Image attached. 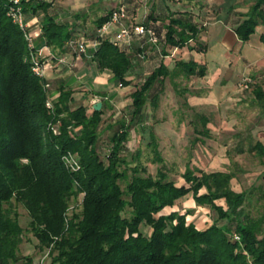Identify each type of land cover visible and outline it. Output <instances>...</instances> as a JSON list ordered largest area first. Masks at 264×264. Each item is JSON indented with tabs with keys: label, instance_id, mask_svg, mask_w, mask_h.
I'll use <instances>...</instances> for the list:
<instances>
[{
	"label": "trees",
	"instance_id": "1",
	"mask_svg": "<svg viewBox=\"0 0 264 264\" xmlns=\"http://www.w3.org/2000/svg\"><path fill=\"white\" fill-rule=\"evenodd\" d=\"M247 1L249 10L234 28L244 41L264 24V0ZM12 4L13 0H0V264H36L33 256L19 255L24 227L14 203L28 210L29 228L39 248H54L50 264H264V190L254 215L247 209L246 192L232 187L233 170L189 164L182 176L190 184H178L162 167L149 173L141 161L143 150L127 146L131 131L144 125L147 104L153 110L158 107L167 79L185 96L188 88H177L182 81L206 74V65L194 58H175L172 66L163 60L150 66L141 79L131 75L138 63L150 64L152 50L161 57L183 47L206 51L197 12L168 6L164 13L150 12L147 20L136 21L124 3L128 21L151 27L158 41L132 32L129 41L116 44L113 33L99 36L97 28L118 5L86 28L80 21L86 14L81 11L63 19L52 0H21L26 18H37L41 29L32 47L8 15ZM71 39L99 40L97 47L80 55L90 58L98 71L111 72L116 84L126 88L129 116L103 127L105 109L111 106L108 92H96L102 106L95 109L97 101L88 105L76 100L74 88L64 78L50 79L34 71L35 62L54 61L39 54L43 45L57 56L77 54L68 45ZM253 93L264 106L263 87L256 85ZM184 105L191 106L187 98ZM197 115L204 128L196 126V132L211 135L209 116ZM106 130L108 141L101 144ZM248 139V148L237 150L254 152L264 163V143ZM149 143L155 160L163 161L153 129ZM68 156L75 157L78 168H72ZM202 187L206 191L200 193ZM79 192L82 211L70 215V198ZM190 195L197 204L217 210L228 223L214 221L200 228L187 221L189 212L161 213ZM218 199H224L226 206ZM234 233L240 238L235 239Z\"/></svg>",
	"mask_w": 264,
	"mask_h": 264
},
{
	"label": "rangeland",
	"instance_id": "2",
	"mask_svg": "<svg viewBox=\"0 0 264 264\" xmlns=\"http://www.w3.org/2000/svg\"><path fill=\"white\" fill-rule=\"evenodd\" d=\"M52 1L53 8L59 14H62L61 18L63 19H72L71 13L74 11H81L86 14L80 20L86 28H92L95 18L121 3L127 4L129 11L134 13L136 21L147 20L150 12L157 14L164 13L168 10V6L171 10L192 7L191 9L197 12L198 17L201 11L204 10L203 14L210 17L208 18L209 20L214 16L216 10L215 5L209 6L210 3H206V0ZM182 52L178 49L175 56H181ZM97 72L98 70L95 66L92 68L86 66L82 70L83 77L89 82L94 80ZM136 72L135 77L136 74H139ZM143 77L144 75L139 76L138 79ZM244 77L246 76L241 77L238 82V87L241 89L240 92L247 90L240 86V82H242ZM112 81L114 82L113 85L111 84L110 89V93L112 94L109 93L110 97L107 99L111 106L105 109L104 117H106L107 121L103 123V127L106 126L107 122H114L119 117L125 115L129 116L130 111L127 106L130 99H125L123 95L126 88L117 85L116 80L113 79ZM192 81L193 84L189 85ZM74 82L76 83L70 86L75 91H82L83 89L78 84L79 81ZM182 82L177 88L187 87L188 90L185 96L182 93H178L175 86L167 79L166 87L160 97L158 107L153 110L147 104L145 108L147 115L143 123L144 125L137 132L135 130L131 131L127 146L131 151H135L138 148L143 150L141 161L147 167L149 173L156 174L158 168L162 167L168 172L169 177L174 179L178 184H190L182 176L189 164L191 167L196 166L205 170H233L232 187L236 191L246 192L247 209L251 208V212L254 215L257 214L255 210L260 207L258 197H260V193L264 190V163L254 152L247 150L239 152L237 149L239 147L248 148V143L250 144L248 138L250 136L254 140L264 142V109L259 107L260 104L250 103L246 101L247 99H244L237 106L238 110L234 111L228 104L230 109L227 108V105L216 102V98H214V101L211 100V95L208 96V101H205V98L200 96L202 89H200L198 83H195L194 78L191 81L186 82V80H183ZM80 94L76 93L77 96H80ZM87 94L88 91L86 92ZM99 98L100 95L95 96L93 94L91 98L87 97L84 102L85 104L91 105L92 102ZM186 98L187 100L191 99L192 104L190 105L192 107L184 105ZM200 112L207 114L210 118L207 125L210 127L211 135L207 136L196 132V126H198L196 128L201 130L204 128L201 119L197 115ZM194 121L197 122V125H195ZM152 129L157 137L158 148L163 157V161L155 160V151L149 143ZM108 133L109 131L106 130L102 134L101 144L107 143ZM197 137L200 139H196ZM205 191L206 188L202 187L200 193ZM82 198L83 193L81 192L70 198L68 207L70 215L82 211ZM216 202L226 206L224 199H218ZM14 209L18 212L20 223L24 227L23 241L20 245L19 255L33 256L36 264H50L55 254L54 248L50 245L40 249L37 237L29 228L30 215L28 210L22 203H14ZM174 210H180L181 213L189 212L186 215L187 221H193L200 228L207 227L214 221L220 225H226L228 223V219L221 218L217 210L208 205L197 204L191 195L183 203L173 207H165L161 213L167 214Z\"/></svg>",
	"mask_w": 264,
	"mask_h": 264
},
{
	"label": "crops",
	"instance_id": "3",
	"mask_svg": "<svg viewBox=\"0 0 264 264\" xmlns=\"http://www.w3.org/2000/svg\"><path fill=\"white\" fill-rule=\"evenodd\" d=\"M206 3H210L209 6L214 4L216 8L215 14L210 20L208 19L210 17L203 14L204 10L197 17V20L204 25L201 39L207 43L206 51L202 52L183 47L179 48L181 52L183 51L181 56H175L178 49H173L171 53L161 57L158 52L152 50L153 59H151L150 64L146 60L138 63L131 70V75L135 76L136 71H138L136 73H139L136 75H145L147 69L156 63L158 64L160 60L172 66L175 58H194L207 67L204 76L193 77L195 83H198L200 89H202L201 95H199L204 97L205 101H208L207 98L211 95V100L214 101V98H216V102H220L223 105L228 104L234 111L238 110L237 106L244 99H247V102L259 105L253 89L256 85L262 86L264 89V24L257 25L250 38L244 41L238 37L234 28L245 17L244 14L249 10L250 3L247 0H206ZM59 16L61 18L62 14H59ZM37 21L38 19L35 17L30 20L36 40H38L40 33ZM41 45L39 43V46ZM45 51L47 52L48 50L46 49ZM67 60L68 63H60L57 60L48 61L46 73L50 79L64 78L69 85L75 84L76 82L74 81H79L78 84L83 90L74 91L73 94L75 95L76 93L82 94L80 96L73 95L76 100L84 102L87 97L91 98L93 94L97 96L96 92L100 90H102L101 92L110 93L111 84H114L111 72L108 70L98 71L94 76V80L89 82L83 77L82 70L86 66L94 67L91 59L79 54L69 53L67 54ZM69 63L73 65L69 66ZM243 76L252 78L254 85L246 91L240 92L241 89L238 87V82ZM76 78L78 79L76 80ZM169 82L171 81L169 80ZM191 84H193V81L189 85ZM87 91L88 94L86 95ZM53 93H56V90ZM124 98L126 99L127 97L124 95ZM96 101H99V99ZM188 102L192 104L191 99H188ZM228 105L227 108H229ZM259 107L264 109L261 104ZM222 114L224 115V113Z\"/></svg>",
	"mask_w": 264,
	"mask_h": 264
},
{
	"label": "built area",
	"instance_id": "4",
	"mask_svg": "<svg viewBox=\"0 0 264 264\" xmlns=\"http://www.w3.org/2000/svg\"><path fill=\"white\" fill-rule=\"evenodd\" d=\"M8 15L19 24V26L24 30V33L29 41L30 46H35V34L32 31L31 19L26 18L23 6L21 5V0H13V4L8 9ZM129 14L126 7V4H119L110 14V17L105 21L101 26L97 28L99 36H105L109 33H113L112 40L114 43H119L122 40H130L132 32L138 35H147L148 39L154 43H157L158 37L156 36L155 31L151 27H146L142 23L131 24L129 21ZM41 31L39 27V32ZM68 45L77 53V54H87L89 47H97L99 45L98 39L92 40H77L71 39L68 41ZM48 50L47 52L45 50ZM42 58H53L54 60L59 61L60 63H68L67 55H55L51 48L48 45H43L38 50ZM73 64L69 63V66ZM33 69L38 74L47 77L46 73V63L35 62ZM252 83V78L244 77L240 86L243 89H249ZM50 86V83H46V87ZM51 105V103L49 102ZM67 161L70 163L72 168L76 169L79 167L76 162L75 157L68 156ZM234 238L239 239V234L234 233Z\"/></svg>",
	"mask_w": 264,
	"mask_h": 264
},
{
	"label": "water",
	"instance_id": "5",
	"mask_svg": "<svg viewBox=\"0 0 264 264\" xmlns=\"http://www.w3.org/2000/svg\"><path fill=\"white\" fill-rule=\"evenodd\" d=\"M101 106H102V101H101V100L97 101V102L94 104V108H95V109H100Z\"/></svg>",
	"mask_w": 264,
	"mask_h": 264
}]
</instances>
